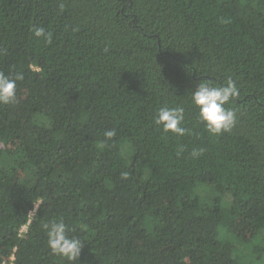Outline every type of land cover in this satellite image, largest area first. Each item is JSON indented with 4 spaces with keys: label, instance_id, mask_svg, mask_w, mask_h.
<instances>
[{
    "label": "trees",
    "instance_id": "1",
    "mask_svg": "<svg viewBox=\"0 0 264 264\" xmlns=\"http://www.w3.org/2000/svg\"><path fill=\"white\" fill-rule=\"evenodd\" d=\"M0 73L22 77L0 104V264H264V0H0ZM229 79L214 135L192 93ZM59 221L74 260L48 246Z\"/></svg>",
    "mask_w": 264,
    "mask_h": 264
},
{
    "label": "clouds",
    "instance_id": "2",
    "mask_svg": "<svg viewBox=\"0 0 264 264\" xmlns=\"http://www.w3.org/2000/svg\"><path fill=\"white\" fill-rule=\"evenodd\" d=\"M36 37H45L50 42V34L46 35L43 28H36ZM22 77L17 76L16 79ZM16 79L0 73V104H7L15 97ZM238 95L235 82L231 79L222 87L212 86L209 83H200L192 93V103L199 109V120L202 121L211 134L218 135L231 130L236 121V113L225 107L234 97ZM183 107H162L158 110L155 122L162 125L165 132H172L176 135H184L186 129L182 126L184 121ZM113 132H107L112 136ZM198 153L193 152V155ZM47 243L53 254H57L74 260L79 257L82 244L66 233V225L63 221L45 224Z\"/></svg>",
    "mask_w": 264,
    "mask_h": 264
},
{
    "label": "rangeland",
    "instance_id": "3",
    "mask_svg": "<svg viewBox=\"0 0 264 264\" xmlns=\"http://www.w3.org/2000/svg\"><path fill=\"white\" fill-rule=\"evenodd\" d=\"M11 112L15 116L19 117L21 115V112H22V104L18 103L14 108H12ZM25 171H27V170H25ZM12 173H13L12 175L15 178H17L18 176L20 177V175H21V173H19V171L17 169H15V168L13 169ZM202 188L205 189L206 186H202ZM209 194H210V190H209ZM226 201L228 202L229 200L225 197V203H226ZM231 229L236 235H238V236L242 237L243 239L247 240L253 234V232L258 229V226H257V223L254 220L249 219L245 215H239V216H236V218L234 219ZM224 233L225 232H221L220 233V235L218 237L219 240H221L223 238L221 234H224ZM239 244H241L243 246V244L241 242H239ZM245 247H246L247 250H249L248 246H245ZM255 249L259 251L260 246L257 245L255 247ZM223 253L224 252L221 251V255ZM252 255L256 257V256L259 255V253H252Z\"/></svg>",
    "mask_w": 264,
    "mask_h": 264
},
{
    "label": "built area",
    "instance_id": "4",
    "mask_svg": "<svg viewBox=\"0 0 264 264\" xmlns=\"http://www.w3.org/2000/svg\"><path fill=\"white\" fill-rule=\"evenodd\" d=\"M36 208H37V204H35L33 209L29 211V218L27 222L23 224L21 228L19 229V233H18L19 236H22L25 232H27L28 225L31 221V218L33 217L35 213ZM15 250H16V247L13 248V252L7 258H4L2 260L1 264H13V261L15 259V254H14Z\"/></svg>",
    "mask_w": 264,
    "mask_h": 264
}]
</instances>
